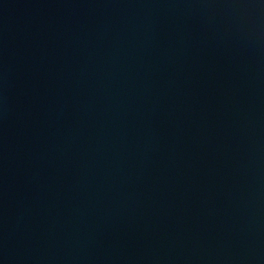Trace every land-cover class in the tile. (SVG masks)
Instances as JSON below:
<instances>
[{"label":"water","instance_id":"obj_1","mask_svg":"<svg viewBox=\"0 0 264 264\" xmlns=\"http://www.w3.org/2000/svg\"><path fill=\"white\" fill-rule=\"evenodd\" d=\"M0 264H264V0H0Z\"/></svg>","mask_w":264,"mask_h":264}]
</instances>
